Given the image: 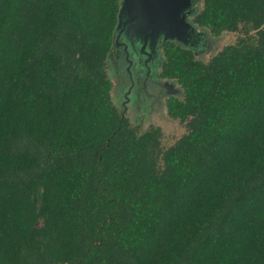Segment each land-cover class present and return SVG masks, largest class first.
Returning <instances> with one entry per match:
<instances>
[{
    "label": "trees",
    "instance_id": "obj_1",
    "mask_svg": "<svg viewBox=\"0 0 264 264\" xmlns=\"http://www.w3.org/2000/svg\"><path fill=\"white\" fill-rule=\"evenodd\" d=\"M201 2L246 36L163 41L185 132L157 152L111 99L120 0H0V264H264V0Z\"/></svg>",
    "mask_w": 264,
    "mask_h": 264
},
{
    "label": "rangeland",
    "instance_id": "obj_2",
    "mask_svg": "<svg viewBox=\"0 0 264 264\" xmlns=\"http://www.w3.org/2000/svg\"><path fill=\"white\" fill-rule=\"evenodd\" d=\"M175 1L168 0L167 8L174 11L170 21L167 18L162 20L158 7L153 12L159 27L153 23L138 24V19L149 17L145 8L136 16L138 6L131 3L128 10L124 7L122 11L125 12L118 15L119 25L114 30V44L106 65L112 82L110 94L113 104L139 132L152 127L158 129L157 152L173 144L185 132V122L172 119L166 113L167 97L175 95L181 98L182 91L174 79L158 75L163 41L173 40L191 49L195 58L207 61L224 45L246 36L238 31L212 35L206 28L192 22L193 15L201 7V0H177L178 7L173 8ZM128 15L134 18L132 22H124ZM152 53L153 62H147L148 54Z\"/></svg>",
    "mask_w": 264,
    "mask_h": 264
},
{
    "label": "water",
    "instance_id": "obj_3",
    "mask_svg": "<svg viewBox=\"0 0 264 264\" xmlns=\"http://www.w3.org/2000/svg\"><path fill=\"white\" fill-rule=\"evenodd\" d=\"M178 2L179 1H177V0L175 1L176 4L173 5V8H177L178 7L177 6ZM131 3H134L136 6H138L137 9H136L137 11L135 13L136 16L138 14H140V13H143L142 9H144V8H145L144 9L145 10V14H149L148 18H144L143 20L138 19V21H139L138 24H140V25L141 24H149V25H151L153 23V24L156 25V27L160 26L159 22L152 15L157 7H158L159 14H161L162 20L167 18L170 21L171 18H172L173 12H174L173 10H170V9L167 8L168 0H122L121 5L119 7L118 15L120 13H124L125 12V11H122L124 7H126V9L128 10V7H129V5ZM140 6H141V8H140ZM183 7H185V4H183ZM132 20H134V18L129 16L128 18L126 17L124 22H130V21L132 22ZM138 24H137V26H138ZM118 25H119V19L117 21L116 26H118Z\"/></svg>",
    "mask_w": 264,
    "mask_h": 264
},
{
    "label": "flooded vegetation",
    "instance_id": "obj_4",
    "mask_svg": "<svg viewBox=\"0 0 264 264\" xmlns=\"http://www.w3.org/2000/svg\"><path fill=\"white\" fill-rule=\"evenodd\" d=\"M148 56H149V58H148V60H146V61H147V62H150V63L153 62V61H152V59H153V53H152L151 55L148 54ZM147 69L150 70L149 68H147ZM148 70H147V71H148Z\"/></svg>",
    "mask_w": 264,
    "mask_h": 264
}]
</instances>
